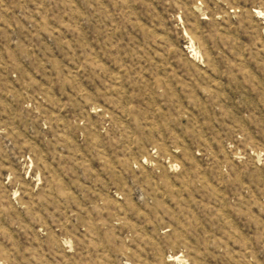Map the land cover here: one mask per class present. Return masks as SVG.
Here are the masks:
<instances>
[{"label":"rangeland","instance_id":"374dc122","mask_svg":"<svg viewBox=\"0 0 264 264\" xmlns=\"http://www.w3.org/2000/svg\"><path fill=\"white\" fill-rule=\"evenodd\" d=\"M0 264H264V0H0Z\"/></svg>","mask_w":264,"mask_h":264}]
</instances>
